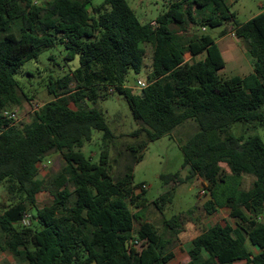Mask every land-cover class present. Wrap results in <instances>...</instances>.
<instances>
[{
	"label": "trees",
	"instance_id": "obj_1",
	"mask_svg": "<svg viewBox=\"0 0 264 264\" xmlns=\"http://www.w3.org/2000/svg\"><path fill=\"white\" fill-rule=\"evenodd\" d=\"M94 2L52 0L40 6L35 0H0V184L8 181L11 201L20 199L6 204L0 216V250L22 264H171L175 259L173 240L145 216L147 187L134 180L138 145L119 148L104 114L92 107L123 95L141 124L130 136H145L143 148L182 126L197 129L182 145L190 174L163 175L166 186L176 187L157 207L172 204L178 185L200 177L210 196L207 214L229 208L236 223V228L204 229L182 264H264V141L246 137V130L232 131L239 124L264 127V12L240 24L227 0H179L156 21L143 23L127 0H104L92 12ZM222 22L237 26L235 36L247 44L253 73L223 77L227 62L218 42L198 30L190 37L182 33L199 25L205 32ZM59 43L69 51L68 60L80 56V67L52 78L47 89L54 99L30 124L19 126L6 112L35 96L24 91L17 74ZM146 45L154 48L149 86L135 92L126 84L132 71L145 69ZM94 131L104 136L99 163L83 152ZM55 153L66 166L48 179L41 166ZM245 176L254 179L251 189L243 187ZM44 192L53 202L40 208ZM27 215L31 226L23 225ZM165 228L178 237L184 217L165 220Z\"/></svg>",
	"mask_w": 264,
	"mask_h": 264
},
{
	"label": "rangeland",
	"instance_id": "obj_2",
	"mask_svg": "<svg viewBox=\"0 0 264 264\" xmlns=\"http://www.w3.org/2000/svg\"><path fill=\"white\" fill-rule=\"evenodd\" d=\"M52 0H35V3L40 6H46ZM104 0H95L94 7H99ZM130 6L135 10L137 16L143 23H151L156 21L160 16L164 15L172 2L179 0H127ZM231 8V14L236 17L240 24H246L261 13L264 12V0H227ZM175 29L179 31L177 26ZM202 26L197 28H188L187 32L182 31L186 37L198 30L208 37L215 39L220 45L224 57L227 62V67L220 74L225 78L236 76H247L252 73V60L247 44L245 41L235 36L237 26L234 22H222L221 25H209L207 31L203 32ZM226 33V34H224ZM224 34V35H223ZM148 51L145 69L141 74L132 71L129 75L126 86L133 89L135 92L140 91L138 82L149 81V74L152 71L154 48L152 45H146ZM69 51L65 44L59 43L57 47L44 51L38 59L28 61L17 74L24 91L29 96H35V100L23 102L19 107L13 110L18 111L16 122L19 126L30 124L38 109L45 104L51 102L54 97L48 92V85L52 78L63 77L71 71H75L80 67V56L73 61L68 60ZM189 58V56H188ZM75 108V105L71 103ZM101 113L104 114L109 126L113 132L119 137L117 141L118 147L126 148L128 145L136 144L138 157L140 160L134 165V177L136 186H146V218L154 223L165 236L173 240L172 250L176 254V259L171 264H182L187 258V250L190 242L197 235V229L201 231L207 228L208 223L224 222L223 214H215L209 216L205 210V204L210 199V196H201L203 187L198 180H191L188 183L178 185L176 188L173 203L167 207L161 205V210L155 204L165 193L170 191L172 187H176L175 183L166 186L162 180L163 175L182 173L183 177L190 174L189 170L184 169L185 157L182 150V145L196 132V127L193 124H188L178 128L174 134L166 136L163 139L149 143L143 148L146 137L141 136L138 140L130 135L137 131L141 124L137 122L130 107L129 102L123 95H115L108 100H100L95 106ZM241 125H236L233 128V133L239 135L246 130L247 136L258 135L264 141V127L259 129L243 128ZM238 129V131H237ZM239 132V133H238ZM251 133V134H250ZM103 133L94 131L93 139L87 143L83 152L92 159L93 162L99 163L103 150L104 140ZM117 152L112 149V157ZM131 162V161H130ZM66 166V161L62 154L55 153L50 155L41 166V174L48 179L55 178ZM223 167L230 172L226 164ZM117 172V171H116ZM254 179L251 176H245L243 179V187L250 189L253 186ZM9 182L5 181L0 184V216L3 213L4 206L12 205L20 201L15 199L11 201L8 193ZM53 197L49 192H44L39 196L38 205L40 208L51 205ZM193 211L189 213L190 211ZM37 212L31 211V214ZM178 216L184 217V230L178 236L174 237L173 233L165 228V220H172ZM35 228L41 230L35 222ZM138 227V226H137ZM198 229V230H199ZM1 232V229H0ZM192 243V242H191ZM252 251L258 253L259 249L250 245ZM0 264H22L17 262L10 253L0 250Z\"/></svg>",
	"mask_w": 264,
	"mask_h": 264
},
{
	"label": "crops",
	"instance_id": "obj_3",
	"mask_svg": "<svg viewBox=\"0 0 264 264\" xmlns=\"http://www.w3.org/2000/svg\"><path fill=\"white\" fill-rule=\"evenodd\" d=\"M205 56H202V57H200L199 59H202V58H204ZM187 60L188 61H190L191 60V56H189V58L187 57ZM250 63H251V69L250 70H252V73L254 72V66H253V60H250ZM251 74V73H250ZM197 180H198V183H200L203 187H205V181L202 179V178H197ZM205 188H203L202 190H204ZM251 189V188H250ZM207 196V195H206ZM216 214H223L224 215V222H220V223H216V224H213V223H208L207 224V228H211V227H213V226H215V225H218V224H221V225H231V226H233L234 228H236L237 226H236V223L234 222V220L231 218V210L229 209V208H224V209H220ZM214 216V215H213ZM261 221H263L264 222V214L261 216ZM199 229V228H198ZM197 229V235L193 238V240L195 239V238H197L199 235H201L202 234V232L203 231H201L200 229L198 230ZM192 240V241H193ZM191 241V242H192ZM191 242H190V244H189V246H188V250H187V254H188V251H189V248H190V246H191ZM255 253H257L256 252V250H255ZM175 259H176V257H175ZM174 259V260H175ZM173 260V261H174ZM189 260V254L187 255V258L185 259V261H188ZM172 261V262H173ZM171 262V263H172ZM236 264H244L243 262H240V263H236Z\"/></svg>",
	"mask_w": 264,
	"mask_h": 264
},
{
	"label": "built area",
	"instance_id": "obj_4",
	"mask_svg": "<svg viewBox=\"0 0 264 264\" xmlns=\"http://www.w3.org/2000/svg\"><path fill=\"white\" fill-rule=\"evenodd\" d=\"M207 29L204 28V31H206ZM138 85H139V88L142 90V89H146L148 86H149V83L147 82H143V81H139L138 82ZM39 110V109H38ZM6 116L10 119H13V120H16L17 117H18V111L17 110H9L6 112ZM208 194L207 190L204 189L201 191V196H206ZM23 225L25 226H31L32 225V216L31 215H27L24 222H23ZM136 244H139V242L136 241Z\"/></svg>",
	"mask_w": 264,
	"mask_h": 264
}]
</instances>
